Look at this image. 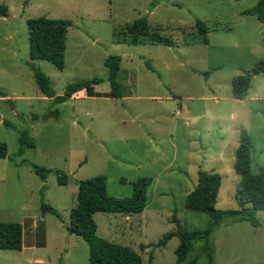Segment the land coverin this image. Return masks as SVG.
<instances>
[{"label":"rangeland","instance_id":"rangeland-1","mask_svg":"<svg viewBox=\"0 0 264 264\" xmlns=\"http://www.w3.org/2000/svg\"><path fill=\"white\" fill-rule=\"evenodd\" d=\"M258 0H0V222L22 226L19 249H0V264H88V245L69 234L76 180L103 174L107 194L124 198L133 183L151 177L142 212H97L96 235L128 246L141 264H174L178 237L157 242L178 226L199 232L188 240L181 264H264V211L255 223L187 210L197 170L217 172L215 208H236L240 177L234 172L238 134L251 137L250 170L264 168V72L253 75L243 99L231 79L250 72L264 56V24L243 14ZM38 16L69 21L64 66L31 59L26 21ZM146 16L150 30L172 46L141 38L129 43L126 26ZM206 26L207 44L195 28ZM120 56L121 96L111 97L104 59ZM35 72L55 96L68 84L99 78L93 96L77 91L62 102L44 96ZM33 146L19 153V134ZM51 171L42 180L31 168ZM56 169L69 176L57 182ZM45 203L56 214L45 211ZM58 215V216H57ZM211 230L204 235L208 227Z\"/></svg>","mask_w":264,"mask_h":264},{"label":"trees","instance_id":"trees-1","mask_svg":"<svg viewBox=\"0 0 264 264\" xmlns=\"http://www.w3.org/2000/svg\"><path fill=\"white\" fill-rule=\"evenodd\" d=\"M7 7L0 4V16L6 14ZM243 14L253 15L264 24V0H258L251 8L243 11ZM29 56L31 59L44 60L58 69L64 66V52L67 27L69 21L60 18H49L38 16L26 21ZM197 33L201 36V41L207 44V30L205 24L197 19L195 21ZM129 35V43L136 45L141 38H147L154 43L165 46H172L173 41L160 33L150 30L146 16H141L130 22L126 26ZM120 56L117 54L108 55L104 59V65L108 70V81L110 84L109 95L111 97L121 96V84L117 81L120 68ZM264 72V56L256 61L250 70L245 74L235 75L231 79L232 96L235 99H243L250 88V81L253 75ZM35 81L41 93L54 102H62L71 97L74 93L84 90L86 95L93 96V85L98 84L99 78L77 81L67 85L62 96H55L45 75L35 72ZM6 126L8 123L2 121ZM20 149L22 153L25 146H33V142L27 130H22L19 134ZM252 142L250 135L240 129L238 134V145L234 152L233 169L240 177L239 187L235 194L236 208L229 210H219L215 208V202L221 176L214 171L197 170L196 185L185 197V208L187 210L207 213L217 221L222 216H230L235 221L248 220L255 223L253 213L257 210L264 211V168L259 167L256 173L250 170V152ZM6 144L0 142V158H6ZM32 170L45 180L51 171L48 168L31 164ZM57 182L65 185L69 181V176L63 171L54 170ZM151 183V177L142 176L133 183L132 194L128 197L118 198L107 194L106 177L98 174L90 178L76 180L77 192L76 203L69 212V224L67 231L81 237L88 245V264H141V256L128 246L111 242L96 235L97 225L93 215L97 212L119 213L125 216L142 212L146 204V191ZM45 211L56 214L55 209L45 203L41 204ZM58 216V215H57ZM172 222L176 223L174 231L165 233L157 242L158 246H163L171 237H178L179 243L175 249L176 260L174 264H181L187 255L188 240L199 236V232H189L178 226V221L173 215ZM211 230L209 226L202 233L206 235ZM22 230L21 225L15 222H0V249H19L21 247Z\"/></svg>","mask_w":264,"mask_h":264},{"label":"crops","instance_id":"crops-1","mask_svg":"<svg viewBox=\"0 0 264 264\" xmlns=\"http://www.w3.org/2000/svg\"><path fill=\"white\" fill-rule=\"evenodd\" d=\"M21 230H22V226H21ZM22 234H23V232H22ZM21 245H22V237H21Z\"/></svg>","mask_w":264,"mask_h":264},{"label":"water","instance_id":"water-1","mask_svg":"<svg viewBox=\"0 0 264 264\" xmlns=\"http://www.w3.org/2000/svg\"><path fill=\"white\" fill-rule=\"evenodd\" d=\"M5 15V14H4ZM0 120H1V118H0ZM2 121V120H1Z\"/></svg>","mask_w":264,"mask_h":264}]
</instances>
